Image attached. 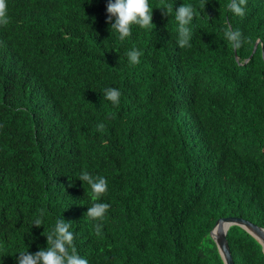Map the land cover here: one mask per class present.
Segmentation results:
<instances>
[{"label":"trees","instance_id":"trees-1","mask_svg":"<svg viewBox=\"0 0 264 264\" xmlns=\"http://www.w3.org/2000/svg\"><path fill=\"white\" fill-rule=\"evenodd\" d=\"M6 2L0 264L46 248L59 218L88 264H223L209 237L217 219L264 229V0H247L243 16L230 0H149L155 27L133 25L123 41L105 23L107 0ZM165 2L196 7L190 47L178 46ZM226 27L242 34L240 48ZM108 88L121 92L118 105ZM82 171L108 181L103 221L86 214ZM225 241L232 264H264L242 228L230 226Z\"/></svg>","mask_w":264,"mask_h":264},{"label":"clouds","instance_id":"clouds-1","mask_svg":"<svg viewBox=\"0 0 264 264\" xmlns=\"http://www.w3.org/2000/svg\"><path fill=\"white\" fill-rule=\"evenodd\" d=\"M246 3L247 0H230L228 8L235 15L243 16L245 14ZM7 8L6 0H0V26H6L9 23ZM162 9L161 11L165 16L174 13V18L178 25V46L180 48L190 47V40L193 34L189 25L197 15L196 7L191 4H182L180 7L173 10V4L165 2L162 4ZM106 12L107 19L105 23L110 24V28L118 33V38L121 41L132 35L133 25L141 29H152L155 27L152 23L153 8L149 0H107ZM224 35L234 49L241 47L243 39L240 31L233 30L231 27H226ZM126 55L130 65L140 64L142 52L139 49L132 48ZM120 97L121 92L116 88H108L105 90V99L110 101L113 105L119 104ZM104 128L105 125L103 123L97 125L98 131H103ZM78 180L86 183L91 189V199L93 203L91 207L87 208V216L94 220L103 221L110 208V204L99 201L108 190L107 179L103 176H94L87 171H82ZM42 225L43 213H41L40 217L34 219L32 226L40 228ZM101 227V224L96 225L97 235L101 234ZM71 229V222H66L62 218L57 219L55 227L45 236L46 248H42L34 254L28 251L19 253L17 255V264H88V260L82 257L75 247V233Z\"/></svg>","mask_w":264,"mask_h":264},{"label":"water","instance_id":"water-1","mask_svg":"<svg viewBox=\"0 0 264 264\" xmlns=\"http://www.w3.org/2000/svg\"><path fill=\"white\" fill-rule=\"evenodd\" d=\"M252 49V52L254 51ZM239 226L249 233L257 242L264 247V229L240 218L224 217L215 221L209 236L214 240L217 250L221 256L223 264H232L227 244L225 241V232L230 226Z\"/></svg>","mask_w":264,"mask_h":264}]
</instances>
